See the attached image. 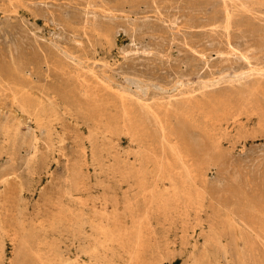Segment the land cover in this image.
Segmentation results:
<instances>
[{
	"label": "rangeland",
	"instance_id": "rangeland-1",
	"mask_svg": "<svg viewBox=\"0 0 264 264\" xmlns=\"http://www.w3.org/2000/svg\"><path fill=\"white\" fill-rule=\"evenodd\" d=\"M206 1L0 0V264H264V133L223 142L232 166L207 173L226 180L190 203L200 182L140 168L116 104L135 82L179 98L248 82L240 52L264 70Z\"/></svg>",
	"mask_w": 264,
	"mask_h": 264
},
{
	"label": "bare ground",
	"instance_id": "bare-ground-1",
	"mask_svg": "<svg viewBox=\"0 0 264 264\" xmlns=\"http://www.w3.org/2000/svg\"><path fill=\"white\" fill-rule=\"evenodd\" d=\"M220 2L222 7H220V15L215 17L222 22L225 30L228 52L236 54L238 46L233 43L232 32L236 31L234 33L237 34L238 30L247 37L255 39L257 44L255 49L264 60V3H252L249 0H220ZM238 57L248 60L249 66L246 72L251 80L233 84L234 86L228 89L210 91V86L202 85L200 88L194 87L187 96L182 97L180 95L184 93L180 94V98L178 95L166 96L164 93H161L162 97L154 96L150 94V87L136 82L134 90L131 86L116 89V104L129 106L124 108L122 116L129 122L130 135L137 142L139 148L137 160L140 168H149V170L152 168L158 171L159 177L167 180L174 187L180 185L179 183L190 185V182H194L193 184L200 182L198 184L203 188L197 193L189 190L185 192L190 203L207 198L206 188L211 187L215 182L221 183L226 180H220L219 177L208 178L207 173L211 167L225 173L227 168L232 166L227 161L230 152L224 150L223 142L234 144L236 139L246 136L247 133H250L248 136L264 133V111L259 107V105L264 106V70L256 71L258 69L253 68L247 54L240 52ZM224 78L226 76L215 79ZM227 81L233 83L231 80ZM249 109H253V112L251 111L247 120L242 119L241 113L237 114L238 118H234L236 110L250 111ZM233 178L236 180L238 176ZM208 192L211 199H214L213 194ZM233 216L235 218V214ZM142 234L143 232L139 230L137 237L142 239ZM22 249L23 247L18 249L14 262H18L23 256ZM90 253L93 254L91 251Z\"/></svg>",
	"mask_w": 264,
	"mask_h": 264
}]
</instances>
